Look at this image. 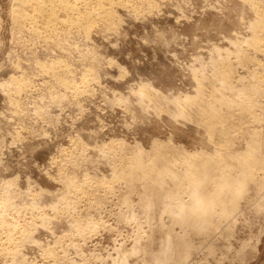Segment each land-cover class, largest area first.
Instances as JSON below:
<instances>
[{
	"label": "rangeland",
	"instance_id": "obj_1",
	"mask_svg": "<svg viewBox=\"0 0 264 264\" xmlns=\"http://www.w3.org/2000/svg\"><path fill=\"white\" fill-rule=\"evenodd\" d=\"M46 2L0 0V264H264V0Z\"/></svg>",
	"mask_w": 264,
	"mask_h": 264
},
{
	"label": "bare ground",
	"instance_id": "obj_2",
	"mask_svg": "<svg viewBox=\"0 0 264 264\" xmlns=\"http://www.w3.org/2000/svg\"><path fill=\"white\" fill-rule=\"evenodd\" d=\"M46 1H49V0H32L31 2L33 3V5L34 6H32L33 8H34V15H27L26 13H23L24 11H25V9L27 10L28 9V7L29 6H31L30 4H31V2H30V0H24V4H22L23 5V7L25 8V7H27V8H23V11H22V9L20 10L19 9V11H18V9L16 10V11H18L19 13V15H20V18L21 17H23L24 19L25 18H30L31 17V19L33 18L34 20H35V18H37V17H39V16H42L43 18H44V20H45V24H47V25H50V24H52V23H54V25H55V22H58L59 21V17L57 16V15H55L54 14V12H53V10H51L52 12H49V10H50V8L49 7H47V2ZM51 1V0H50ZM58 2H59V4H60V7H61V9L62 10H64V11H67L68 12V14H71V15H73L74 14V18H71V19H74V20H72L73 22H76L77 21V23H79L80 24V26L82 25V26H86L88 23H89V21H90V18H91V16L93 15V13L91 14V13H87L88 15H84V13L82 14V12H80L79 11V9H78V7H77V5H76V2L78 1V0H73V2H72V0H57ZM79 1H81V0H79ZM83 2H85V1H87V0H82ZM100 2H105V1H111V0H99ZM35 2V3H34ZM95 2V1H94ZM86 3V2H85ZM89 4V3H88ZM105 4V3H104ZM22 5H21V7H22ZM29 5V6H28ZM57 5V4H56ZM102 7V6H101ZM100 10V9H99ZM106 10V9H105ZM104 10V11H105ZM109 10V9H108ZM109 13V12H108ZM94 14H95V11H94ZM106 14V13H105ZM67 15V14H66ZM107 15V14H106ZM109 15H110V13H109ZM30 16V17H29ZM105 16V15H104ZM21 20H23V19H21ZM33 20V21H34ZM27 21V20H26ZM41 21V20H40ZM60 22H64V20L63 21H61L60 20ZM66 22V21H65ZM64 22V23H65ZM34 23V22H33ZM68 23V22H67ZM72 25V24H71ZM90 32V31H89ZM52 69V68H51ZM70 72V71H69ZM195 178V177H194ZM197 178V177H196ZM195 178V179H196ZM232 181V180H231ZM227 182H228V180H227ZM229 184V183H228ZM228 184H227V186H228ZM235 185V184H234ZM223 186H225V185H223ZM222 185H221V187H222V190H223V187ZM226 187V186H225ZM229 187V186H228ZM227 187V188H228ZM202 189V188H201ZM200 189V190H201ZM231 191V190H230ZM195 193H197V192H195ZM225 193V192H224ZM223 193V194H224ZM198 194V193H197ZM201 194V193H200ZM216 194V193H215ZM233 195V194H232ZM211 197V196H210ZM219 198V197H218ZM207 200V199H206ZM222 200V199H221ZM225 200V199H224ZM199 201V200H198ZM223 201V200H222ZM220 203V202H219ZM204 204V203H203ZM200 206V205H199ZM7 252V251H6Z\"/></svg>",
	"mask_w": 264,
	"mask_h": 264
}]
</instances>
